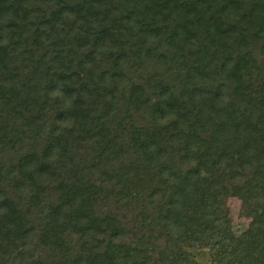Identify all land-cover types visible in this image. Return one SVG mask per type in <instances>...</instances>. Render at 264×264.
Listing matches in <instances>:
<instances>
[{
  "label": "trees",
  "instance_id": "trees-1",
  "mask_svg": "<svg viewBox=\"0 0 264 264\" xmlns=\"http://www.w3.org/2000/svg\"><path fill=\"white\" fill-rule=\"evenodd\" d=\"M258 51L264 0H0V264H264Z\"/></svg>",
  "mask_w": 264,
  "mask_h": 264
},
{
  "label": "rangeland",
  "instance_id": "rangeland-1",
  "mask_svg": "<svg viewBox=\"0 0 264 264\" xmlns=\"http://www.w3.org/2000/svg\"><path fill=\"white\" fill-rule=\"evenodd\" d=\"M252 59V77L247 79V84L253 91H259L260 89L264 91V52H256ZM224 211L228 220H230V229L235 236L241 235L248 229L250 220L243 216L239 200L228 198L225 202ZM181 250L194 259L197 264H210V258L206 250L191 249L186 246L181 247Z\"/></svg>",
  "mask_w": 264,
  "mask_h": 264
}]
</instances>
